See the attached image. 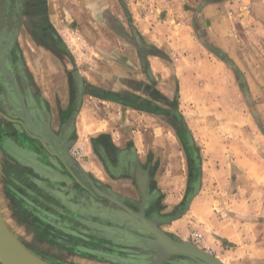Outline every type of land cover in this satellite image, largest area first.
Instances as JSON below:
<instances>
[{
	"label": "crops",
	"instance_id": "1",
	"mask_svg": "<svg viewBox=\"0 0 264 264\" xmlns=\"http://www.w3.org/2000/svg\"><path fill=\"white\" fill-rule=\"evenodd\" d=\"M95 5L101 6L99 3ZM33 6H37L36 10L30 12L29 9ZM46 9L47 0H0V36H7L9 23L15 22L11 16L12 11L17 12L16 39L25 30L27 18L31 14L41 13L43 30L49 29L52 34V38H45L48 45L42 43L43 50L58 56L71 55L52 25ZM183 23L192 32L185 43L184 48L191 50L185 60H189L193 68L198 65L197 72L201 64L204 71H200L211 77L209 81L213 83V88L216 85L223 89L221 104L227 103V94L232 92L234 81V87L248 110V115L245 114L243 121L235 128L243 134L239 149L238 145L232 144L231 129L221 132L214 126L201 127L200 118H197L198 121L193 118L192 126L187 123L178 102V96L182 93V81L177 65L173 70L175 80L169 81L162 72L163 64L167 65V57L155 45L151 49L140 48L136 52L141 57L136 58L137 64H142L141 70H137L136 62L134 64L129 59L128 48L116 47L110 53L108 50L101 51V55L110 58L113 64L108 71L104 68L97 71L101 80L92 86L85 83V80L81 83L82 77L76 73L75 68L53 64L54 68L51 69L54 72L57 69L65 74L50 87L53 99L51 103L59 105L58 111H61L60 108L64 109L71 97L77 96L71 127L73 144L76 145L79 139L81 126L87 123L80 121V118L84 101L89 97L140 112L163 125L160 136L170 134L174 137L182 161L180 168L184 176V188L171 206H158L155 209L156 213L160 211V215L167 217L161 224L151 216L134 211L124 204L120 199L133 200L137 189L133 177L121 175L120 171L127 169L131 174L134 165L138 171L140 168L148 170L153 186L159 191V200L164 198L167 191L161 187L159 172L167 159L164 154L167 148L160 140L148 141V133H144L143 141L138 143L132 135L133 129L120 128L115 124L110 129H103L89 136L85 149L81 145L82 153L85 154L84 150L86 152L85 157L71 159L65 175L60 172L63 165L58 158H54L55 163L51 164L54 173H51L52 179L47 188L49 197H46L48 214L55 217V225L81 226L79 221L82 222L88 215L85 205L90 181L92 188L99 190L96 193L98 198L108 200L111 206L118 205L115 208L116 217L123 214L127 222H154L179 239H182L179 232L185 231L191 218L194 225L197 223L204 230L201 232L196 229L201 235L198 241L189 237L200 248L212 247L203 235L211 229L219 234L215 237L222 243L243 249L249 255L254 254L251 256L257 258V263L264 264V0H196L191 5L190 16ZM3 26H7V29ZM17 45L16 40V47ZM11 52L12 49L7 58ZM106 74L110 77L106 80L109 83L102 78ZM157 75L161 78L158 79ZM79 84L80 90L75 95L74 91ZM106 87H110L108 91ZM14 97L9 95L0 76V120L2 115L6 117L5 112L12 113L9 106ZM73 108L71 105L70 111ZM218 114L222 119H233L223 111H218ZM68 116H61V122L66 121ZM156 134L153 131L151 136ZM1 144L2 141L0 146ZM129 153L135 162L129 160ZM1 159L4 160V156ZM16 183L15 194L18 197L20 193L23 194V182ZM3 197L4 194L1 199ZM163 208L169 209L164 211ZM17 214L25 213L21 211ZM129 245L122 246L116 242L115 249L129 248ZM215 256L223 262L219 254ZM121 263L127 264L115 255V264Z\"/></svg>",
	"mask_w": 264,
	"mask_h": 264
},
{
	"label": "rangeland",
	"instance_id": "2",
	"mask_svg": "<svg viewBox=\"0 0 264 264\" xmlns=\"http://www.w3.org/2000/svg\"><path fill=\"white\" fill-rule=\"evenodd\" d=\"M195 2L196 0H47L45 11L71 55L59 54L58 56V54L45 52L41 42L27 37L28 35L25 36L24 32L20 39L16 37L15 39L22 49L21 58L27 74L32 76L47 103L50 101L49 106L52 108L55 104L51 103L53 99L50 87L52 83L59 82L65 74L57 69L54 72L52 69L55 64L68 65L69 69L70 67L75 68L76 73L82 77L81 83L83 84L85 80V83L92 86L101 80V75L97 71L101 68L108 71L109 66L113 64L110 58L101 55V51L108 50L110 53V50L115 51L116 47L128 48L130 50L129 59L134 64L136 62L137 70H141L142 64H137L136 59L141 57L136 52L140 48L151 49V46L155 45L158 49H162L167 57V65L163 64L162 72L169 81L175 80L173 70L177 65L178 75L182 81V93L178 96V102L187 123L192 126L193 118L196 120L200 118L201 127L213 128L214 126L221 132L231 129L232 144L238 145L239 149L243 142V134L235 128L240 125L239 122L243 121L245 114L248 115V110L234 87V81L232 92L227 94V103L221 104L223 89L217 88L216 85L213 88V83L209 81L211 77L209 78L206 72L200 71L203 70L201 64L197 72L198 65L193 68L191 62L185 60L191 53L190 49L184 47L192 32L188 31L183 22L190 16L191 5L193 6ZM97 3L101 6L97 7L95 5ZM16 40L12 47L13 52L16 48ZM8 67L10 68L9 64ZM11 72L15 79V72L12 70ZM157 76L158 79L161 78ZM102 78L105 81L110 79L108 74ZM109 88L106 87V91ZM12 95L14 96L13 93ZM25 111H27L26 107L23 115ZM218 111L230 114L233 119H222ZM18 115L24 122L20 130L26 142L23 147L20 146L21 148L13 142L6 141V127L2 122L7 117L2 115L0 120V141H2V146H0V210L4 222L13 235L19 241L21 240L29 250L53 264H115V255L127 264L143 261L146 255L137 246L120 247L117 250L115 243H112L113 247L110 246L109 236L105 231H115V221L108 220V223L102 221L106 219L103 217V209L99 206V202L108 206L111 212H115V209L108 204V200L103 201L100 198L98 200L95 197L97 195L89 184L90 182L87 198L91 205H85L88 215L84 217L86 220L83 219V223L79 221L82 225L77 227L75 225H55V217L48 214L46 198L48 183L52 175H47L41 170L42 167H46L50 173H54V168L50 163L51 158L47 154L49 153L47 151L49 149L48 137L39 135L38 130L35 133L32 118L29 125L30 121L25 120L15 110L10 117H13V121H17L15 117H19ZM81 117L80 121L87 122L85 125L88 127L81 126L79 139L76 145L71 146L68 161L85 157L86 152L84 150L85 154L82 153L81 145L85 149L89 136L100 130L110 129L115 124L120 128L133 129L132 135L138 143L143 141L144 133H148L146 136L148 141L160 140L167 148L164 153L167 159L159 172L161 187L167 191V194H164V198L160 200V206L169 207L177 201L184 188V176L180 168L182 161L177 152L174 137L166 132H164L166 136L159 135L163 125L140 112L137 113L115 103L90 97L84 101ZM153 131L157 134L151 136ZM202 138L205 139V137ZM74 147H78L77 155L72 152ZM2 155L4 160L1 159ZM58 174L61 173L58 172ZM18 181L23 182V194L20 193L17 197L15 188ZM3 194L4 197L1 199ZM53 201H55L54 198ZM92 208L94 210L91 212ZM167 209L169 208H163L164 211H168ZM21 211L25 214H17ZM98 212L102 216L95 215ZM87 220L97 221L101 227L90 226ZM190 220L191 218L185 226V231L179 232L183 240H190L189 237L196 229L204 231L201 226L197 223L194 225ZM203 235L207 243L212 245L210 248L203 249L213 255L219 254L225 264H262L257 263V258L251 256L254 254L249 255L243 249H237L216 239L215 236L219 234L212 232L211 229L205 231Z\"/></svg>",
	"mask_w": 264,
	"mask_h": 264
},
{
	"label": "flooded vegetation",
	"instance_id": "3",
	"mask_svg": "<svg viewBox=\"0 0 264 264\" xmlns=\"http://www.w3.org/2000/svg\"><path fill=\"white\" fill-rule=\"evenodd\" d=\"M35 7V6H33ZM30 7L29 11L33 12L36 10V7L33 8ZM42 14H31L27 18V22L25 23V30L23 31L25 36L38 40L39 42L48 45L46 43V39H50L51 32L49 29L43 30L42 25ZM40 21V22H39ZM14 22H10L8 25L9 33H12V26ZM11 30V31H10ZM22 35V34H21ZM20 35V37H21ZM19 37V39H20ZM5 38V37H4ZM10 38V39H9ZM26 38V37H25ZM46 38V39H45ZM1 39V37H0ZM2 40V39H1ZM6 44L4 45L2 41L0 42V57L6 54L10 50V46L12 45V35L9 34L5 38ZM11 40V41H9ZM54 42V41H53ZM4 45V46H3ZM50 46H52L49 43ZM3 46V47H1ZM8 46V47H7ZM5 49V50H4ZM8 49V50H7ZM7 50V51H6ZM13 50V49H12ZM2 51V52H1ZM6 51V52H5ZM22 55V49H20V46L17 45L15 48V51L11 52V54L8 56L7 61L8 64L13 72H15V80L17 82L18 88L21 92V96L23 98V102L21 103L18 101L15 97L12 101V103L9 106V111L15 110L18 114H23V110L26 107V110L29 112L33 124L35 133L38 130L39 135H46L48 137L49 146L47 151L49 153L48 157L51 158L50 163L54 164L55 160H59V163H61L63 166L60 169V172H62L63 175H65V172H67V166H70L71 164L68 161L69 154H70V148L73 145V137H72V123H73V112L76 107V100L77 96L71 97L68 100V104L65 106L64 109L60 108L61 111H58L59 105H55L54 110L52 111V107L49 106V103H47L46 99L43 97L42 93L40 92V87L36 85L34 80L32 79V76L27 74L26 68L24 67L23 60L21 58ZM79 86H76V89L74 91L75 95L79 92ZM52 101V100H51ZM71 105L74 106L73 110L70 111ZM66 110V112H65ZM10 111V113H11ZM12 111V112H13ZM64 114H68V119L64 122H61V116ZM7 119H4L2 124L6 127L5 130V136L6 141L11 143H15V145L24 146L25 140L23 138V135L21 134V128L23 126V121L21 117H15V120L13 121V117H10L11 114L9 112H5ZM55 117V120L53 119ZM11 120V121H10ZM14 123L16 124L14 126ZM190 142L188 146H190ZM130 154V153H129ZM53 158V159H52ZM54 158H56L54 160ZM130 161L133 160L135 162L134 157L132 154H130ZM43 168V167H42ZM141 170L138 171L136 166L134 165L132 172L129 173L127 169L120 171L121 175H131L134 179V182L136 184V197L132 199H120L124 204H127L131 209L137 212H143L146 216H151L153 219H156L157 223L161 224L162 222H165L167 217L165 215H160L159 213H156L155 209H157L158 206H160V200H159V191L153 186L152 184V176L148 173V170H145L143 168H140ZM46 171H49L46 169ZM45 171V172H46ZM50 172V171H49ZM48 174V173H47ZM90 182V181H89ZM90 184V183H89ZM143 189V192L141 191ZM98 200H100L97 196H95ZM89 198H87V204L91 205V202L88 201ZM89 205V206H90ZM113 209L117 208L118 205L111 206ZM120 207V206H119ZM125 213L126 210H124L122 207H120ZM94 208H92L90 211L92 212ZM90 216V215H89ZM118 217L122 218V224L115 222V231L106 230L105 232L108 233L109 239L108 241L112 243H118L119 245H129L128 247H134L133 243L137 242L134 238H132L129 234L130 229L129 225H127L125 222L127 220L125 219V215H118Z\"/></svg>",
	"mask_w": 264,
	"mask_h": 264
},
{
	"label": "water",
	"instance_id": "4",
	"mask_svg": "<svg viewBox=\"0 0 264 264\" xmlns=\"http://www.w3.org/2000/svg\"><path fill=\"white\" fill-rule=\"evenodd\" d=\"M16 17V16H15ZM14 20V19H13ZM17 18L11 28L13 35L12 40L15 42L17 32ZM10 30V31H11ZM9 33V30H8ZM1 37V36H0ZM6 36H2L3 38ZM12 49V47H11ZM10 51V50H9ZM0 76L3 79V83L6 86L9 94L13 93L18 101L23 102L21 92L15 82L13 73L8 67L7 55L0 60ZM12 95V94H10ZM25 120L31 121V117L28 112L21 115ZM99 193V190L96 191ZM99 206L103 209V217L108 223V220L115 222H122L120 217L115 216V212L108 210V206L99 202ZM97 212V211H96ZM100 215V212L95 213ZM90 226L101 227L97 221L87 220ZM130 227L129 234L132 238L138 240L137 243H133L134 247L137 246L143 250L146 257L143 261L138 263L129 264H224L218 257L200 248L190 240H183L177 238L170 232L162 230L156 223L144 220L143 223L126 222ZM98 231V230H97ZM100 232V231H99ZM144 233V234H143ZM0 263L1 264H53L45 259L41 258L31 250H29L21 241H19L13 233L9 230L8 226L3 220L0 210Z\"/></svg>",
	"mask_w": 264,
	"mask_h": 264
},
{
	"label": "bare ground",
	"instance_id": "5",
	"mask_svg": "<svg viewBox=\"0 0 264 264\" xmlns=\"http://www.w3.org/2000/svg\"><path fill=\"white\" fill-rule=\"evenodd\" d=\"M8 9H9V8H8ZM16 15H17V12L12 11V15H11V16H12V19H14V21H15V19H16V17H15ZM3 27H5V29H7V28H6L7 26H3ZM9 34H11L12 36H14V35H13V32H12V33H8L7 36H8ZM12 38H13V37H12ZM1 39H2V40H1ZM1 39H0V42L2 41V43L5 45V44H6V40H5V38L3 37V38H1ZM9 39H10V38H9ZM9 41H11V40H9ZM14 43H15V42H13V40H12V45L10 46V49H11V47H13ZM4 45H3V46H4ZM6 45H7V44H6ZM3 46H1V47H3ZM7 47H8V46H7ZM4 50H5V49H4ZM7 50H8V49H7ZM7 50H6V51H7ZM6 51H5V52H6ZM1 52H2V51H1ZM8 52H9V51H8ZM8 52H7L6 54H4L3 56H1V57H0V60H2V58H3L5 55H7ZM7 91H8V90H7ZM10 94H12V93H10ZM10 94H9V95H10ZM41 170H42L44 173H46V174L48 173L47 175H51V173H50L49 171H46V169L41 168ZM45 171H46V172H45Z\"/></svg>",
	"mask_w": 264,
	"mask_h": 264
},
{
	"label": "built area",
	"instance_id": "6",
	"mask_svg": "<svg viewBox=\"0 0 264 264\" xmlns=\"http://www.w3.org/2000/svg\"><path fill=\"white\" fill-rule=\"evenodd\" d=\"M78 147H74V149L72 150L73 154L74 155H77L79 152H78ZM191 237L194 241H198L200 240L201 238V235L200 233H198L197 231H193L192 234H191Z\"/></svg>",
	"mask_w": 264,
	"mask_h": 264
}]
</instances>
